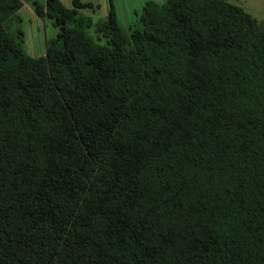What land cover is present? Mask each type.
Here are the masks:
<instances>
[{"label":"trees","instance_id":"trees-1","mask_svg":"<svg viewBox=\"0 0 264 264\" xmlns=\"http://www.w3.org/2000/svg\"><path fill=\"white\" fill-rule=\"evenodd\" d=\"M92 1L0 0V264H264V20Z\"/></svg>","mask_w":264,"mask_h":264},{"label":"rangeland","instance_id":"rangeland-1","mask_svg":"<svg viewBox=\"0 0 264 264\" xmlns=\"http://www.w3.org/2000/svg\"><path fill=\"white\" fill-rule=\"evenodd\" d=\"M69 2V0H64ZM92 1V0H88ZM118 14L119 24L127 29L138 20L141 9L145 2L155 1L163 3L166 0H111ZM44 2V0H43ZM99 4L95 10L86 9L81 11L86 16H91L94 21H98L105 16L109 0H93L92 3ZM233 4L241 6L246 12L251 14L258 21L264 20V0H231ZM25 8L15 16L11 17L7 26L12 34L19 31L24 34L26 39V49L30 54L39 56L44 52L45 43L56 36L57 29L47 19H40L32 12L30 3H24ZM27 8V9H26ZM32 45V46H31ZM34 45V46H33Z\"/></svg>","mask_w":264,"mask_h":264},{"label":"crops","instance_id":"crops-1","mask_svg":"<svg viewBox=\"0 0 264 264\" xmlns=\"http://www.w3.org/2000/svg\"><path fill=\"white\" fill-rule=\"evenodd\" d=\"M24 8H25V7H24ZM24 8H23V9H24ZM26 9H27V8H26ZM33 14H34V13H33Z\"/></svg>","mask_w":264,"mask_h":264}]
</instances>
